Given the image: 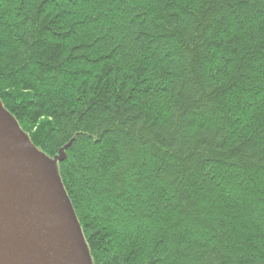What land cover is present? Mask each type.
I'll return each instance as SVG.
<instances>
[{
	"label": "trees",
	"instance_id": "1",
	"mask_svg": "<svg viewBox=\"0 0 264 264\" xmlns=\"http://www.w3.org/2000/svg\"><path fill=\"white\" fill-rule=\"evenodd\" d=\"M0 99L94 264H264V0H0Z\"/></svg>",
	"mask_w": 264,
	"mask_h": 264
},
{
	"label": "water",
	"instance_id": "2",
	"mask_svg": "<svg viewBox=\"0 0 264 264\" xmlns=\"http://www.w3.org/2000/svg\"><path fill=\"white\" fill-rule=\"evenodd\" d=\"M31 142L0 99V264H92L55 168L65 153Z\"/></svg>",
	"mask_w": 264,
	"mask_h": 264
},
{
	"label": "bare ground",
	"instance_id": "3",
	"mask_svg": "<svg viewBox=\"0 0 264 264\" xmlns=\"http://www.w3.org/2000/svg\"><path fill=\"white\" fill-rule=\"evenodd\" d=\"M30 140H31V139H30ZM31 143H32L33 145H35L33 142H31ZM35 146H36V145H35ZM65 148H66V147L62 148V149L60 150V152L63 150V153H65ZM60 152H59V154H60ZM59 154H58V155H59ZM58 155H56V156H58ZM58 163H59V161L56 162V164H55V168H57V171H58L59 177H60V179H61L60 171H59V168H58ZM61 180H62V182H63V179H61ZM63 185H64V183H63ZM64 189H65V187H64ZM65 190H66V189H65ZM66 192H67V190H66ZM67 195H68V193H67ZM75 217H76L77 221H78L79 224H80L81 232L83 233L84 240H85V242H86L85 235H84V231L82 230L81 222L79 221V219H78V217H77L76 210H75ZM86 244H87L88 251H89L88 243L86 242ZM89 253H90V252H89ZM90 255H91V253H90ZM91 263L94 264V263H93V260H92V257H91Z\"/></svg>",
	"mask_w": 264,
	"mask_h": 264
}]
</instances>
